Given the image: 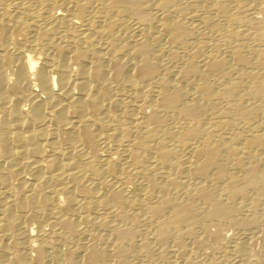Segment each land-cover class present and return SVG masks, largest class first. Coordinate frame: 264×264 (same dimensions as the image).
<instances>
[{
	"label": "bare ground",
	"instance_id": "1",
	"mask_svg": "<svg viewBox=\"0 0 264 264\" xmlns=\"http://www.w3.org/2000/svg\"><path fill=\"white\" fill-rule=\"evenodd\" d=\"M252 1L0 0V264H205L227 229L264 250Z\"/></svg>",
	"mask_w": 264,
	"mask_h": 264
},
{
	"label": "rangeland",
	"instance_id": "2",
	"mask_svg": "<svg viewBox=\"0 0 264 264\" xmlns=\"http://www.w3.org/2000/svg\"><path fill=\"white\" fill-rule=\"evenodd\" d=\"M249 6H253L254 7V10H248L247 12H243L241 13V18L247 23L249 22L251 25H254V27H256L259 23L261 24H264V0H254L252 1L251 3L248 4ZM239 27L240 25L237 24ZM237 26V27H238ZM139 193V187L134 184V185H131L129 190H128V195H130L129 197H134ZM248 215L249 212L247 209H242L238 212V215L240 216H245V215ZM38 227V224L36 223H32L30 225V230H35L36 228ZM230 229H227L226 230V236H227V239H226V242L224 241V244L223 246L224 247H220V249H212V250H206V253H204L203 255L204 256H201L199 255V258L202 260H200L201 262H205V264H228V262L231 263V261L233 259L236 260L235 258V251H234V245L237 241H240L239 239H237L240 235H242V240H245V235L246 233H249V234H246V237H248L247 239L249 238H252V236L254 237V239L252 238V240H255L253 243L254 245H256V247L253 246V248H251V253L253 254V257H251L253 260H250V263L249 264H264V250H260V241L259 239L257 238L258 234L256 233V231H253L254 232V235H253V232H248V231H244V233L240 232L238 234V232H235L232 230V232L230 231ZM228 233V234H227ZM252 233V236H250V234ZM256 233V234H255ZM233 235V236H232ZM241 237V236H240ZM259 241V242H257ZM229 242V243H228ZM256 242V243H255ZM258 244V245H257ZM230 245V246H229ZM233 245V246H232ZM170 245L168 244L167 247H169ZM254 248H257V249H254ZM233 249V250H232ZM155 252H153L154 254H156L154 256L155 260L159 261V256H157V250L155 249L154 250ZM157 251V252H156ZM258 251V252H257ZM261 251V252H260ZM211 252V253H210ZM230 252V253H229ZM232 252H233V255H232ZM254 252V253H253ZM256 253L258 255H256ZM200 254V253H199ZM207 254V255H206ZM255 254V255H254ZM206 255V256H205ZM209 256V257H208ZM230 257V258H228ZM232 257V258H231ZM204 258V260H203ZM213 258V259H212ZM139 260V259H138ZM219 260V261H218ZM230 260V261H229ZM234 260V261H235ZM256 260V261H255ZM142 260H135V262H140ZM164 261H170V259L167 257ZM172 261V260H171ZM180 261V260H179ZM178 261V263H179ZM233 261V262H234ZM258 261V262H257ZM213 262V263H212ZM237 260L235 261V264H239V263H236ZM249 262V261H248ZM247 262V263H248ZM229 263V264H230ZM245 262V264H247ZM241 264V263H240ZM244 264V263H242Z\"/></svg>",
	"mask_w": 264,
	"mask_h": 264
}]
</instances>
